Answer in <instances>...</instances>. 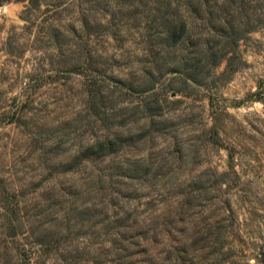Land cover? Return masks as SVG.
<instances>
[{
  "label": "rangeland",
  "instance_id": "rangeland-1",
  "mask_svg": "<svg viewBox=\"0 0 264 264\" xmlns=\"http://www.w3.org/2000/svg\"><path fill=\"white\" fill-rule=\"evenodd\" d=\"M157 7L188 22L166 52ZM198 8L0 0V196L19 202L0 264H261L264 0ZM180 58L195 83L168 71ZM112 137L116 154L57 171Z\"/></svg>",
  "mask_w": 264,
  "mask_h": 264
},
{
  "label": "trees",
  "instance_id": "trees-1",
  "mask_svg": "<svg viewBox=\"0 0 264 264\" xmlns=\"http://www.w3.org/2000/svg\"><path fill=\"white\" fill-rule=\"evenodd\" d=\"M198 5V10L200 11L202 7L207 6L210 0H194ZM217 1V0H213ZM196 9V8H194ZM204 11V10H203ZM157 16H156V24L154 25V29L156 32V39H155V46L160 48V51L166 52L175 49L179 46L185 36H187L188 32V22L181 19L179 21L169 20L166 18L165 12L163 11V7H157L156 9ZM197 13V12H196ZM228 30H232L231 27H227ZM212 30V29H211ZM213 31V30H212ZM213 32H216L215 30ZM149 50L147 52H151ZM176 67H173L169 72H177L185 82L195 83L196 78L199 73V62H183L182 58L179 59L178 62L175 63ZM164 72L166 70H163ZM163 72V73H164ZM165 72V73H169ZM143 76L149 77L147 82L152 83V75L153 71L146 70L142 71ZM150 79V80H149ZM144 81V82H145ZM124 146V140L119 137H112V138H105L103 140L96 141L89 146H87L80 154H78L72 162H57V166L59 167L57 171L59 174H74L76 173V169L78 165H81L85 162L89 161H101L110 157L117 152ZM3 180H1L2 182ZM5 203V204H4ZM19 202H6L2 196H0V210H3L5 213L7 222H13L18 212V205ZM19 221V220H17ZM14 236V235H13ZM136 244L130 246L135 247ZM44 251V250H43ZM256 257L259 259L261 264H264V240L261 249L257 253Z\"/></svg>",
  "mask_w": 264,
  "mask_h": 264
}]
</instances>
